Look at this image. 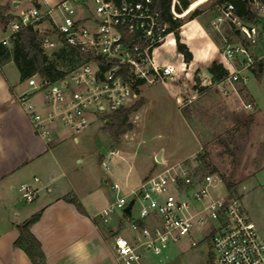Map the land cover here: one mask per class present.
Wrapping results in <instances>:
<instances>
[{
    "label": "built area",
    "instance_id": "1",
    "mask_svg": "<svg viewBox=\"0 0 264 264\" xmlns=\"http://www.w3.org/2000/svg\"><path fill=\"white\" fill-rule=\"evenodd\" d=\"M250 3L258 15H264L261 0ZM10 13L13 16L2 25L3 31L8 29L0 40L3 44H10L22 26L31 25L38 31L37 40L44 52L64 48L79 57L57 79L38 72L30 74L27 82L31 91L18 96L35 132L47 141L51 139L49 124L57 115L79 131L88 124L86 112L105 116L133 103L144 82L174 78L179 69L188 72L185 61L177 67L173 62L159 63L156 59L157 49L175 44V36L154 0H60L55 4L32 3ZM176 16L173 12L172 17ZM213 24L224 37L220 60L227 73L212 83L218 86L225 82L245 83L246 72L253 71L259 59L252 49L259 34L256 24L237 15L230 1L219 5ZM221 24L237 25L244 40L231 41ZM41 90L47 91L46 102L52 105L46 117L31 100V95ZM194 97L195 94L177 96L176 100L184 105ZM101 162L108 166L107 159ZM216 180L223 183L216 171L200 172L195 169V163L180 160L145 175L129 195L121 194L118 183L114 182L115 201L103 207L99 215L109 225L115 209L120 208L134 231L132 238L120 231L111 235L119 263L144 264L141 249L159 254L169 242L190 237L198 230L204 238L209 237L214 264H264V240L241 198L227 190L224 194H211L210 188ZM19 192L23 200L32 201L37 187L22 182ZM129 197L134 202L131 213L127 214L123 208ZM137 201V211L133 213Z\"/></svg>",
    "mask_w": 264,
    "mask_h": 264
},
{
    "label": "rangeland",
    "instance_id": "2",
    "mask_svg": "<svg viewBox=\"0 0 264 264\" xmlns=\"http://www.w3.org/2000/svg\"><path fill=\"white\" fill-rule=\"evenodd\" d=\"M20 1L19 6L22 8L33 3L31 0ZM174 1L177 4L179 0ZM0 3H8L5 12L13 8L11 0H0ZM216 3L221 1L197 0L194 6H198L178 16L181 39L183 23ZM250 7L254 9V4L250 3ZM55 16L59 18V13L56 12ZM258 20L250 22L256 24ZM0 23H5L1 17ZM88 25L91 23L88 22ZM7 31L0 27V37ZM224 31L231 41L244 40L237 25H226ZM263 34L259 33V38ZM58 50L49 49L45 53L61 69H67L79 60L70 49L66 50L64 56L58 55ZM171 61L180 67L184 60L172 57ZM246 75V84L225 82L218 86L212 83L204 63L197 69L193 66L188 68L187 73L179 69L174 78L165 81L144 82L139 89L146 96V102L129 112L132 128L126 130L125 135V132L119 135L120 144L109 135L107 123L101 114L86 112L88 124L79 131H75L70 123H64L57 115L53 125H58L60 132L67 137L62 145L81 158L80 162H71L79 191L97 196L99 204L111 205L117 195L113 187L114 175H129L126 190L120 191L121 194L129 195L139 185L136 181L139 174L147 170L158 171L165 166L164 160L159 161L154 155L162 150L168 162L185 160L195 163V169L200 172L219 173L223 183L216 180L210 193L219 195L227 190L231 195L240 197L264 240V74L259 79L253 71H247ZM64 93L68 96L67 91ZM191 94H195V97L187 104L182 105L176 100L177 96ZM38 95L44 101L42 108L43 116L46 117L52 111V105L46 102L47 91L41 90ZM74 136L78 137L77 141L73 139ZM118 146L122 148L120 155L108 153L112 147ZM102 159H107L108 166L102 164ZM226 181L232 182L231 188H227ZM137 206L138 201L133 206V213L137 211ZM120 212V208H116L114 214ZM120 232L129 238L134 233L129 224ZM208 239L197 230L190 237L184 236L169 242L161 254L153 257L158 264H214Z\"/></svg>",
    "mask_w": 264,
    "mask_h": 264
},
{
    "label": "crops",
    "instance_id": "3",
    "mask_svg": "<svg viewBox=\"0 0 264 264\" xmlns=\"http://www.w3.org/2000/svg\"><path fill=\"white\" fill-rule=\"evenodd\" d=\"M11 1L13 8L10 12H17L22 8L19 6L20 0ZM31 1L51 4L57 0ZM196 1L189 2L185 13L200 4L194 6ZM221 3L210 5L188 19L190 25L187 33L181 32V40L188 45L193 55L190 61H185L189 68L193 66L197 69L204 63L206 67L211 60H220L224 37L217 32L213 21ZM258 19L260 20L256 26L259 33H262L264 15ZM0 27L2 28L1 23ZM220 27L224 28L226 24H221ZM252 49L254 55L263 63L261 77L264 74V34L261 38L257 37ZM170 57L183 59L175 44L163 45L157 49L156 59L159 63L172 62ZM206 71L209 74L207 68ZM30 91L27 77L21 76L13 59L0 64V264H32L25 251L13 242L19 233L17 224L37 211H40L39 217L30 224L29 229L40 242L45 264H120L112 248L111 235L121 231L128 224L127 220L121 211L120 214L113 215L109 225L102 222L99 213L107 204H99L97 196L79 191L75 174L71 170V162H80L81 158L74 156L75 152L62 145L67 137L53 123L49 127V141L35 132L30 115L18 100L21 93ZM139 91L138 97H142L145 103L146 96L140 89ZM39 92L33 93L31 100L43 112V100L39 97ZM73 139L77 141L78 137L74 136ZM116 141L120 144L121 138ZM110 150L114 151L112 154L120 155L122 148L118 146ZM158 152L161 153L164 164L177 162L166 161L162 150L154 155ZM148 173L150 170L139 174L137 183ZM114 176V182L118 183L120 191L126 190L129 175L126 173L122 177L116 174ZM22 182L37 187L32 201H22L18 193ZM71 197L80 201L83 211L70 201ZM141 251L144 264H158L151 250L143 248Z\"/></svg>",
    "mask_w": 264,
    "mask_h": 264
},
{
    "label": "trees",
    "instance_id": "4",
    "mask_svg": "<svg viewBox=\"0 0 264 264\" xmlns=\"http://www.w3.org/2000/svg\"><path fill=\"white\" fill-rule=\"evenodd\" d=\"M220 1L232 2L235 7L236 14L244 20L252 21L257 20L260 17L254 10L251 9V0ZM261 1L264 3V0ZM154 2L161 9L163 18L168 22L169 28L174 29L175 46L177 51L182 54L184 61H190L193 56L192 51L188 45L181 40L180 31L178 29L181 24L178 16H183L190 1L179 0L177 1V4L174 0H154ZM8 7V3H0V17L4 20L13 16L12 13L5 12ZM173 12L177 14L175 18L172 17ZM189 25V21L183 23V29L181 31L183 34L187 33V27ZM37 34L38 31L31 25H25L15 32L11 39L10 46L5 45L0 41V64L6 60L13 59L22 77H27L34 72H38L50 79H57L62 76L65 71L57 67L53 60L48 59L46 53L39 45ZM57 53L60 56H64L66 54V50L64 48H60ZM262 65V60L255 62L254 74L257 78L260 77L262 72ZM206 68L209 71L211 80L213 81L223 77L227 73V69L224 67L223 63L216 59L211 60L210 63L206 65ZM142 103L143 98L140 97L129 106L119 107L104 116V120L107 123V130L111 138L117 140L121 133L132 128V123L128 119V114L130 111L136 110ZM226 186L227 188H231L232 182L226 181ZM70 201L75 203L79 210L83 211L80 201L74 197H71ZM39 214L40 211H37L17 224L19 233L13 242L15 246H19L25 251L32 264H45L44 252L41 249L40 242L29 229L30 224L39 217Z\"/></svg>",
    "mask_w": 264,
    "mask_h": 264
},
{
    "label": "water",
    "instance_id": "5",
    "mask_svg": "<svg viewBox=\"0 0 264 264\" xmlns=\"http://www.w3.org/2000/svg\"><path fill=\"white\" fill-rule=\"evenodd\" d=\"M15 3H16V2H14V4H15ZM155 158H156L157 160H159V161H162L161 153L158 152V153L155 155ZM133 202H134V198L131 197V198L128 200L127 204L124 206L123 210H124L127 214H130V213H131V208H132ZM207 264H211V263L209 262V263H207Z\"/></svg>",
    "mask_w": 264,
    "mask_h": 264
},
{
    "label": "bare ground",
    "instance_id": "6",
    "mask_svg": "<svg viewBox=\"0 0 264 264\" xmlns=\"http://www.w3.org/2000/svg\"><path fill=\"white\" fill-rule=\"evenodd\" d=\"M185 13V12H184ZM184 15V14H183Z\"/></svg>",
    "mask_w": 264,
    "mask_h": 264
}]
</instances>
